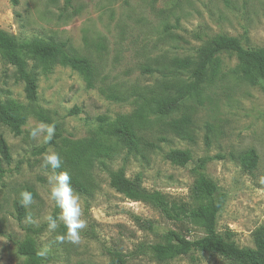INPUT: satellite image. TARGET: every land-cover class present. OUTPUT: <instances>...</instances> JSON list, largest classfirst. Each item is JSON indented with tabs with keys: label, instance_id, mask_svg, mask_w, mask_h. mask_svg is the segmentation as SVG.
Listing matches in <instances>:
<instances>
[{
	"label": "rangeland",
	"instance_id": "1",
	"mask_svg": "<svg viewBox=\"0 0 264 264\" xmlns=\"http://www.w3.org/2000/svg\"><path fill=\"white\" fill-rule=\"evenodd\" d=\"M0 30L20 40L66 43L69 55L91 65L87 76L59 60L31 61L38 86V100L31 103L15 68L0 56V100L16 103L26 120L19 137L0 124L12 155L10 166L0 164V264H25L17 244L28 238L39 250L48 249L46 264H111L118 254L124 264H231L201 253L156 261L151 247L168 243L169 231L190 240L205 232L169 222L152 205L129 200L110 186L111 174L123 172L130 180L139 178L148 192L190 204L195 168L203 159L208 160L204 174L226 196L218 232H232L238 247L255 249L254 232L264 227V82L250 85L236 57L222 53L218 78L177 113L161 117L155 107L164 95L175 94L174 85L189 83L174 62L197 60L215 37L264 48V0H0ZM184 115L190 116V133L179 136L169 123ZM118 119L131 125L137 153L128 154L105 135ZM41 122L55 124L49 144L29 135ZM50 149L62 158L55 172L67 171L81 184L80 192L73 189L87 227L78 244L57 239L67 231L59 219L55 231L47 227L46 217L61 213L50 198L48 177L55 173L42 164ZM175 150L189 151L192 162L172 164L167 155ZM250 150L259 162L247 173L239 157ZM25 190L36 194L26 208L31 223L19 221L15 209Z\"/></svg>",
	"mask_w": 264,
	"mask_h": 264
},
{
	"label": "trees",
	"instance_id": "2",
	"mask_svg": "<svg viewBox=\"0 0 264 264\" xmlns=\"http://www.w3.org/2000/svg\"><path fill=\"white\" fill-rule=\"evenodd\" d=\"M15 4L18 0H13ZM72 3L74 0H67ZM67 44L46 41L38 38L20 40L0 30V56L7 64L15 68L18 81L25 85L26 98L35 103L38 100V86L35 76L29 70L31 61H39L46 65L59 60L71 69L89 76L91 65L88 60L69 55L66 52ZM228 53L236 57L241 68L243 79L250 85L264 82V48H250L237 38L228 36L215 37L208 46L199 50L197 60H176L174 66L179 72L188 74L189 83L181 81L174 85V95L166 94L156 102L155 112L161 117H170L177 113L183 103L192 96L198 95L203 86L212 84L219 76L221 60L219 55ZM152 73V70H146ZM173 84L168 82V86ZM169 90H172L168 88ZM176 90V91H175ZM40 119L49 123L50 120L43 114ZM99 118V122H104ZM0 124L6 127L15 137L22 134L26 124L20 107L13 102L4 103L0 100ZM190 116L184 115L181 119L173 120L169 127L179 136H188L190 133ZM105 135L117 139L127 150L128 154L137 153L138 142L131 125L124 119L116 121V127L103 130ZM42 148L40 152H44ZM167 160L172 164L185 167L192 162L189 151H171ZM207 159L200 161L195 168L196 181L192 188V203L169 202L159 192H148L143 188L139 178L128 179L123 172H115L110 176V186L127 199L134 202H145L160 211L163 217L175 224L187 225L205 232V236L190 240L176 231L168 232V243L156 244L151 247L156 261L166 263L181 257L192 256L194 253L220 256L231 264H264V227L254 232L255 249L240 248L233 241L234 233L228 232L225 236L218 232V219L223 210L226 196L221 193L217 185L205 174ZM69 162L70 165L73 163ZM243 170L252 173L257 169L259 158L255 150H250L239 157ZM12 155L5 138L0 135V164L10 166ZM61 169V168H60ZM76 191H81V184L76 179L71 180ZM36 197L34 191H31ZM17 218L23 221L29 214L19 202L15 204ZM56 217V216H54ZM57 218V217H56ZM18 245V254L25 259V264H46L47 257L37 255L39 248L33 238H28ZM111 264H124L123 257L116 255Z\"/></svg>",
	"mask_w": 264,
	"mask_h": 264
},
{
	"label": "clouds",
	"instance_id": "3",
	"mask_svg": "<svg viewBox=\"0 0 264 264\" xmlns=\"http://www.w3.org/2000/svg\"><path fill=\"white\" fill-rule=\"evenodd\" d=\"M55 124L39 123L30 129L29 135L33 140H38L42 137V142L49 144L55 135ZM43 167L52 169L54 175L48 177L51 185L50 198L59 207L61 213L58 218L48 215L46 217L47 227L49 231H55L58 228L57 219L63 222L67 231L65 235L58 236L57 239L63 242L67 239L68 242L78 244L81 236L80 231L87 227V221L83 218V211L80 196L74 191L71 176L67 171L55 172L62 167V158L60 154L54 150H49L43 156ZM20 204L27 208L33 203V194L30 191H22L20 193ZM27 222L31 223V217H26ZM37 255L46 258L48 249L42 248L38 250Z\"/></svg>",
	"mask_w": 264,
	"mask_h": 264
}]
</instances>
